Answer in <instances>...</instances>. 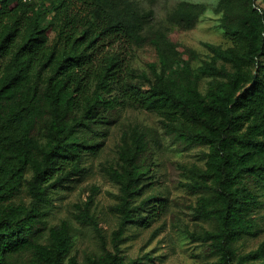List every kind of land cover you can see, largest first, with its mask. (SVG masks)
Segmentation results:
<instances>
[{"label": "trees", "instance_id": "trees-1", "mask_svg": "<svg viewBox=\"0 0 264 264\" xmlns=\"http://www.w3.org/2000/svg\"><path fill=\"white\" fill-rule=\"evenodd\" d=\"M253 1L239 0L235 6L223 0L222 26L231 46L206 44L213 55L197 68L183 57L187 51L160 71L149 63L151 81L130 64L129 55L134 45L149 40L166 65L158 39L144 37L143 16L114 9V0H0V114L4 102L16 103L6 115L10 125L0 127V255L31 244L44 264H62L72 245L69 229L65 224L53 226L48 243H38L35 236L43 223L38 205L47 202L49 187L83 172V157L99 145L89 139L96 133L93 126L110 124L116 107L130 105L184 119L194 138L208 144L206 168L190 171L213 183L211 206L198 209L202 217H213L217 223L215 230L199 236L218 254L213 264H250L264 257V240L243 254L232 248V242L252 228L248 213L256 197L243 181L264 180V10ZM202 10L203 5L180 2L172 19L189 28ZM218 59L231 70L217 65ZM203 76L211 77L204 94L198 89ZM40 94L53 118L41 148L34 136V115L17 108L20 97L32 105ZM17 123L15 132L12 124ZM145 147L136 140L124 151L119 171L109 173L119 186L113 206L119 216L113 231L115 248L128 225L146 227L165 208L164 197H142L148 184ZM28 162L33 169L27 180L32 207L6 204L18 193ZM88 220L96 225L92 217ZM119 260L116 253L106 252L87 261L123 264Z\"/></svg>", "mask_w": 264, "mask_h": 264}, {"label": "rangeland", "instance_id": "rangeland-1", "mask_svg": "<svg viewBox=\"0 0 264 264\" xmlns=\"http://www.w3.org/2000/svg\"><path fill=\"white\" fill-rule=\"evenodd\" d=\"M37 2L39 0H30ZM51 1V0H45ZM239 0L231 2L239 5ZM180 2L203 5V10L195 24L189 28L180 27L172 14ZM254 4L264 10V0H254ZM223 0H114L113 7L127 15L143 16L144 37H156L166 59L164 65L158 50L146 40L130 49V64L139 72H144L152 81L148 64L154 63L157 71L171 66L183 57L192 68L209 61L212 52L206 44L222 48L231 46L232 39L223 29L225 12ZM217 65L228 63L220 59ZM45 72L40 77L39 88L43 85ZM31 77L21 89L31 82ZM33 80V78H32ZM211 77L203 76L198 83L202 94L209 88ZM144 87H148L144 81ZM42 89V88H41ZM37 89L38 93L39 90ZM18 102L21 113L34 115V136L39 147L47 142L46 128L52 124L48 101L40 94L35 104L29 105L22 97ZM14 101L4 102L0 114V127L10 125L6 115L14 109ZM16 108V109H17ZM110 124L93 126L96 131L89 139L99 141L97 149L83 157L80 164L84 170L80 175L46 190L47 202L38 205L42 226L35 240L48 243L49 229L65 224L72 238V245L64 256L62 264H88V258L99 259L106 252L116 253L119 261L129 264H213L218 260L208 241L199 236L206 230H215L217 223L213 217H202L198 209L211 206L213 183L202 181L190 171L192 167L206 168L209 146L194 138L195 132L184 119L168 118L154 110L130 105L118 106L110 114ZM6 117V118H5ZM18 125V126H16ZM12 124L15 132L19 124ZM136 140L145 143L142 154L148 167L145 174L147 186L142 197L157 194L165 199L164 211L146 227L131 224L121 233L117 248L114 247L113 231L117 228L119 216L113 209L118 201L119 186L109 173L119 171L125 150L130 149ZM37 150L33 154H37ZM33 169L28 162L22 174L19 191L6 204L31 208L33 198L27 180ZM199 181V182H197ZM200 183V184H199ZM244 185L255 195L256 202L251 205L249 217L251 231L243 233L232 242L235 254L254 250L264 240V180L246 178ZM195 184L200 185L197 187ZM139 199V198H138ZM93 218L96 225L90 223ZM0 264H44L31 244H24L0 255ZM263 258L249 261L256 264Z\"/></svg>", "mask_w": 264, "mask_h": 264}]
</instances>
